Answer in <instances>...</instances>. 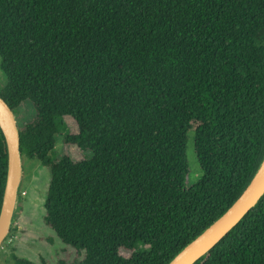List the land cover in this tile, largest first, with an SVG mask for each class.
<instances>
[{"label":"trees","instance_id":"1","mask_svg":"<svg viewBox=\"0 0 264 264\" xmlns=\"http://www.w3.org/2000/svg\"><path fill=\"white\" fill-rule=\"evenodd\" d=\"M0 69L21 157L49 171L44 223L83 252L72 264H166L264 158V0H0ZM60 134L82 158L51 156ZM7 167L0 129V206ZM192 264H264V193Z\"/></svg>","mask_w":264,"mask_h":264},{"label":"rangeland","instance_id":"2","mask_svg":"<svg viewBox=\"0 0 264 264\" xmlns=\"http://www.w3.org/2000/svg\"><path fill=\"white\" fill-rule=\"evenodd\" d=\"M5 84V77L0 69V90ZM32 111L26 104L19 107L17 111L18 121L29 118ZM16 119V115H15ZM66 122L65 132L75 133L77 131L75 121L64 117ZM17 123V119H16ZM66 154L73 159L82 158V154L73 145L65 144L62 135L56 138L55 146L51 156L60 157ZM186 159L189 174L186 184L191 185L200 176V169L193 149V141L190 138L186 144ZM22 175L18 192L20 200H17L15 215L13 217L9 237L5 239L0 247V264H14L12 254L27 258L37 264H72L83 257V252L65 245L48 228L43 220L45 209V198L49 183V171L38 160L21 157ZM123 256H129L130 251L121 249Z\"/></svg>","mask_w":264,"mask_h":264},{"label":"water","instance_id":"3","mask_svg":"<svg viewBox=\"0 0 264 264\" xmlns=\"http://www.w3.org/2000/svg\"><path fill=\"white\" fill-rule=\"evenodd\" d=\"M0 129L7 145L8 167L0 206V247L10 231L22 175L19 129L15 114L0 96ZM264 193V158L249 184L236 200L166 264H192L253 207Z\"/></svg>","mask_w":264,"mask_h":264}]
</instances>
